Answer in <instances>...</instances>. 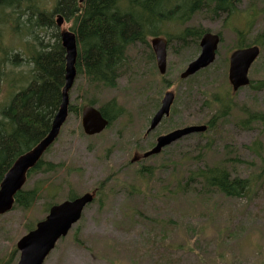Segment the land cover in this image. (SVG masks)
Here are the masks:
<instances>
[{
  "label": "rangeland",
  "instance_id": "1",
  "mask_svg": "<svg viewBox=\"0 0 264 264\" xmlns=\"http://www.w3.org/2000/svg\"><path fill=\"white\" fill-rule=\"evenodd\" d=\"M57 1L36 0L34 5L52 11ZM254 13L253 25L248 26L251 30L246 33L250 43L264 30V0H243L237 17L228 23L200 13L183 27L167 26L170 33L201 26L214 34L221 33L223 42L216 61L204 73L184 81L180 74L198 58L201 49L191 46L183 50L176 43L171 47L168 44L165 76L171 82L168 90L176 93L174 113L172 110L171 116L148 136L145 132L167 90L159 77L154 53L149 59L152 49L151 52L141 45L128 53L133 65L123 71L117 89L105 91L96 100L95 106L99 108L115 98L126 109L124 116L94 137L84 134L81 113L68 117L61 136L45 155L46 160L60 164V170L48 178L38 174L30 179V185L42 179L46 185H55L59 192L56 200L60 203L70 191L80 196L103 181L106 184L100 201L87 207L81 221L57 244L45 264H264V124L241 129L232 119L226 133L216 137L202 162L195 157L206 139L196 134L160 155L143 158L159 136L176 127L206 120L208 111V116L199 113L202 99L206 93L218 92L227 84L236 110L244 106L264 113V90L256 92L247 87L233 93L228 81L229 56L237 40L234 30L243 31ZM17 17L10 18L4 30V40L15 52L24 48L27 55L25 42L33 41L34 36L43 44L54 42L52 29L32 26L31 33L26 30L24 24L32 17L30 13L21 17L17 32H11L12 27H17L13 22ZM34 19L30 26L35 24ZM69 28L70 24L65 22L56 32ZM30 69L32 65L26 63L19 68L7 66L8 78L0 92V117L12 97L27 86ZM249 78L264 80V49L250 69ZM75 84L70 102L86 104L90 99L87 86L77 78ZM226 141L230 144L226 145ZM136 158L139 162L132 163ZM221 163L236 176L252 178L253 192L242 198H228L192 191L187 184L190 171L204 164ZM142 166L156 170L140 178L137 170ZM48 201L44 194L32 209L13 208L0 217V264H17L16 245L29 232V223L36 226L47 216Z\"/></svg>",
  "mask_w": 264,
  "mask_h": 264
},
{
  "label": "trees",
  "instance_id": "2",
  "mask_svg": "<svg viewBox=\"0 0 264 264\" xmlns=\"http://www.w3.org/2000/svg\"><path fill=\"white\" fill-rule=\"evenodd\" d=\"M35 1L0 0V92L1 86L8 78L6 73L8 65L15 68L25 63L32 65V69L27 73L31 74L27 86L12 97L0 117V185L15 161L47 136L62 103L66 51L62 47L61 33L56 32L58 28L56 15H61L64 22L70 24L69 31L76 35L78 49L76 78L88 88L87 95H90V99L86 104L95 106L97 98L105 91L117 89L123 71L130 69L133 65L128 53L136 46L141 45L151 51L149 39L164 37L170 47L176 43L183 50L191 46L200 48L202 36L211 32L210 30L201 26L184 27L180 33H170L166 29L167 26L183 27L200 13L208 14L214 20L223 19L225 23H228L237 17L238 6L243 2V0H58L52 11H45L40 6L34 5ZM23 6L25 9H22ZM29 13L32 17L24 25L30 33L33 30L32 26L52 29L55 32L53 43L43 44L39 42L38 36H34L33 41L25 42L26 50H28L26 55L24 48L22 52H15V49L8 45L4 40V30L7 28L9 19L18 15L13 21L14 26L17 27L10 29L13 33L17 32L21 17ZM11 14L14 15L10 16ZM33 17H35V24L30 26ZM254 18L255 13L252 14L251 21L246 23L243 31L234 30L237 40L233 50L247 46H259L261 50L264 49V30L259 37H255L254 41L247 42L249 36L247 37L246 33L251 30L248 26L253 25ZM217 34L220 35L222 43V34ZM152 57L153 52L149 59ZM197 75L190 79L196 78ZM166 76H159L164 84V90L171 89V82L166 79ZM248 88L256 92L263 91L264 80H251ZM230 91L227 84L218 92L209 95L206 93L202 99L204 102L199 113L206 114L208 111L210 115L206 114L208 116L206 120L194 124L207 126L205 133L197 134L201 139H206L205 145L199 147L200 153L195 157L198 162H202L204 154L213 148L216 137L226 133L232 119H235V126L241 129H253L255 125L264 124L263 112L253 111L244 106L236 110L233 104L234 95ZM84 105L71 103L69 114L79 115ZM98 109L110 121L109 127L126 114V109L115 98ZM225 144L230 143L226 141ZM228 158L230 160V157ZM224 164H204L196 167L190 171L187 184L192 191L204 196H212L216 193L228 198H242L250 195L253 192V179L234 175ZM60 168V164L48 161L44 156L29 172L26 185L15 197L14 209L28 211L45 194L49 200L45 204V212L48 213L50 208L58 203L56 200L58 190L53 184L46 185L43 179L39 183L30 185V179L38 174L48 178L49 175L57 173ZM155 170V167L142 166L137 170V176L142 178L152 175ZM105 184L103 181L95 189L96 201H100ZM76 197V194L70 191L66 200ZM34 228V222L27 225L28 231ZM16 252L17 250H14V254Z\"/></svg>",
  "mask_w": 264,
  "mask_h": 264
},
{
  "label": "water",
  "instance_id": "3",
  "mask_svg": "<svg viewBox=\"0 0 264 264\" xmlns=\"http://www.w3.org/2000/svg\"><path fill=\"white\" fill-rule=\"evenodd\" d=\"M64 18L58 15L57 25L62 27ZM62 47L66 51L65 87L62 91V103L52 122L47 136L32 150L21 155L5 175L0 185V216L10 213L15 205V197L22 191L28 173L42 160L45 153L59 138L61 130L69 116L70 91L77 77L76 62L78 57L76 35L67 30L60 34ZM220 36L211 32L205 33L200 40V55L192 61L181 74L182 80H187L202 70L210 67L216 60L220 45ZM149 43L155 55L156 65L161 75L167 73L168 42L163 37L150 38ZM261 54L259 46L237 49L230 54L228 80L233 92L248 87L251 83L249 71ZM176 95L172 91L165 93L160 109L151 119L147 134L153 132L166 117L170 116ZM82 129L86 136L94 137L105 131L110 121L102 112L92 105H85L81 110ZM207 131L205 125H192L174 130L158 137L156 145L143 155L148 159L159 155L163 149L181 139ZM97 191L85 193L72 200H66L53 205L47 216L39 221L34 230L24 235L17 243L20 253L17 264H44L56 248L57 243L68 236L72 228L82 219L85 209L94 203Z\"/></svg>",
  "mask_w": 264,
  "mask_h": 264
},
{
  "label": "bare ground",
  "instance_id": "4",
  "mask_svg": "<svg viewBox=\"0 0 264 264\" xmlns=\"http://www.w3.org/2000/svg\"><path fill=\"white\" fill-rule=\"evenodd\" d=\"M65 23V22H64ZM58 26V25H57ZM65 77H66V75H65ZM76 81V80H75ZM75 83V82H74ZM74 86V85H73ZM65 87V86H64ZM73 88V87H72ZM110 125V124H109Z\"/></svg>",
  "mask_w": 264,
  "mask_h": 264
},
{
  "label": "flooded vegetation",
  "instance_id": "5",
  "mask_svg": "<svg viewBox=\"0 0 264 264\" xmlns=\"http://www.w3.org/2000/svg\"><path fill=\"white\" fill-rule=\"evenodd\" d=\"M168 133H169V132H168ZM166 134H167V133H166ZM152 148H153V147H152ZM152 148H151V149H152ZM163 151H164V150H163ZM135 160H138V158H136Z\"/></svg>",
  "mask_w": 264,
  "mask_h": 264
}]
</instances>
